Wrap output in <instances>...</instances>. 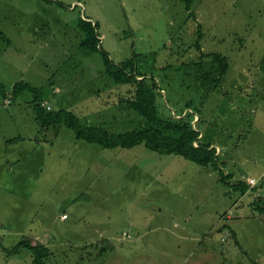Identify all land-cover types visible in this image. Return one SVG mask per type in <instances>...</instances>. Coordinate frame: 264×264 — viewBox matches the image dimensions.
<instances>
[{
    "label": "rangeland",
    "instance_id": "rangeland-1",
    "mask_svg": "<svg viewBox=\"0 0 264 264\" xmlns=\"http://www.w3.org/2000/svg\"><path fill=\"white\" fill-rule=\"evenodd\" d=\"M189 11L195 19L181 0H0V27L11 39V45L0 51V81L6 88L19 80L30 81L52 111L69 110L84 124L125 132L139 127L137 115L118 105L124 90L105 75L103 53L115 65L131 60L137 72L157 82L156 103L162 114L181 113L190 101L197 107L200 99L212 94L206 92L195 65L197 41L204 52L227 56L229 80L242 79L243 68L244 75L253 76L256 70L264 75V0H194ZM82 21L97 23L99 51L80 47ZM203 66L207 69L205 61ZM126 69L131 70L129 66ZM229 85L223 83L222 88ZM239 86L241 89L244 84L239 82ZM247 92L254 93L252 89ZM32 97L25 90L12 103H0V136L13 135L16 143L6 145L12 149L6 151L0 140V172L8 173L6 158L14 165L12 173L0 179V264H33L30 251L18 244L25 238L43 243L46 237L49 249L56 253L53 264H173L166 254L140 238V231H149V224L156 220L142 219L130 226L133 213L127 206H139L138 212L141 206H164L169 208L165 213L176 206L177 215H183L192 214L194 203L209 208L233 206L237 201L232 192L227 198L213 200L207 184L202 194L190 187L193 169L200 167L188 160L171 169L178 176L169 187L158 195L150 192L152 188L142 194L138 185L145 183L148 173L163 172L156 179L164 180L169 172L167 161L183 160L144 145L102 148L76 140L65 125L59 126L52 144L34 145L28 135L42 139L45 131H35L30 125ZM243 107L242 129L247 131L254 108L252 104ZM91 109L94 116L89 114ZM11 110L14 115L8 114ZM263 131L257 129L253 134ZM226 134L223 128L222 135ZM125 151L132 156L130 167ZM95 208L119 215L117 224L93 227ZM63 214L67 220L61 219ZM256 217L240 231L245 252L238 251L232 238L222 242L218 231L202 240L229 250L233 264H264V215ZM98 229L113 238L99 237ZM81 240L82 245L77 243ZM103 244L107 250H101ZM64 248L63 255L60 251Z\"/></svg>",
    "mask_w": 264,
    "mask_h": 264
},
{
    "label": "crops",
    "instance_id": "crops-1",
    "mask_svg": "<svg viewBox=\"0 0 264 264\" xmlns=\"http://www.w3.org/2000/svg\"><path fill=\"white\" fill-rule=\"evenodd\" d=\"M4 18L7 19L8 17L6 16ZM79 28L81 29V26H79ZM0 31L6 38L2 39L0 37V51H4L11 45V39L5 33L6 30H2L0 27ZM83 39L84 33L82 32L81 42ZM80 47L82 48L81 43ZM246 73L247 72L243 68V80L237 78L229 80L228 77L224 76L215 89L206 91L212 94L210 97L207 96L204 101H202V104L198 103L199 106L197 107L200 120L196 121L198 115L194 114V118L191 122L193 127L200 133L198 138H200L203 143L209 144L210 149L213 148L215 150L219 166L218 169H215L212 166L205 167L198 165L200 168L193 169L192 176L194 177L191 178L188 185L192 188H196V192L202 194L204 193L203 186L207 184L210 189L209 193H211L212 190L214 194L213 200L215 201L222 196L227 198L229 192H232L237 199L233 206H210L209 208H205V206H203L205 204L203 203H194V211L192 214L187 212L183 215H177L175 210L176 206H174L173 209L170 208L168 213L164 211L169 208L164 206H141L139 212L137 210L139 206H127L131 214L133 213L134 215H131L128 220L130 226L138 225V220L142 219L156 220L155 223L149 224L151 228L149 231H140V238L143 242L148 244V247H152L166 254L167 258H169L173 264H228L233 259L228 254L229 250L219 249L214 246L211 241L203 242V236L218 231L220 232L221 240L222 229L226 226L230 229V236L228 238L233 239L235 247L240 249L238 251L245 252L242 250L240 231L244 225L248 226L247 221H249V219L255 218L256 215H264V75L258 70H256L253 76L244 75ZM26 82L30 84V81ZM239 82L244 84L241 89L239 88ZM223 83H230V85L222 88ZM224 88H227L225 90L226 92L223 91ZM53 89L55 93L58 92L57 87H53ZM249 89H252L254 93L247 92ZM39 100L49 105L48 101L41 98ZM250 104H252L254 108L251 109V113L254 114V116L248 130L243 131L242 122L245 120L243 106ZM185 109L181 111L182 114L185 113ZM188 110L190 109L186 111ZM13 111L14 110H11L8 114L13 113ZM77 111L82 113L80 110ZM233 111H236V113H233ZM28 113L30 115V125L35 128V131H45V134L42 135V139H39L37 134L28 135L29 139L34 140L33 144L36 146L52 144L59 133V126L61 125L41 126L38 119L41 113L37 114L39 112L34 109L33 102L30 112ZM89 114L94 116L96 113L91 109ZM198 124H200L201 127H198ZM223 128L227 130L226 135H222ZM257 129L263 132H256V134H253ZM235 134L236 140L233 141L235 139ZM251 135H253L252 138ZM5 136L6 135L0 136L1 143L5 145L4 150L12 151V149L8 148L6 145L16 146L15 140H12L14 136ZM49 140H51V142ZM182 159L180 163L173 161L175 159L167 161L166 167H169V172H165L164 180L156 179L161 176L163 172H151L150 176L148 173L145 183L141 182L138 185L141 193L148 194V188H152L150 192L155 191V195H158L161 189L169 187L171 181L175 180L178 176V174L175 176L171 173V169L180 164L183 165L187 163V159L185 160L184 157ZM125 161L129 162L128 167L133 164L132 156H130L129 152L125 154ZM4 163L6 166L8 165V173L5 174L0 172V179L12 173L14 166L13 161L8 158L5 159ZM168 175H170L171 178ZM149 177L152 178V180L147 182L146 180L149 179ZM247 177L254 178L255 184L249 185L245 180ZM0 186H2V183ZM200 186H202L201 189H199ZM110 208V206H105L104 209L110 210ZM104 209H92L94 212L92 220L96 222L93 227H101V229H103L105 226H115L117 224V219H119L120 216L115 213L108 215ZM231 209L234 210L235 216L227 220L224 218V215ZM148 211L150 214L147 213ZM240 216L243 217L241 218ZM131 218H134V220ZM67 219L68 216L63 220ZM101 233L103 234L104 232L99 230V237L108 236L107 238H113L110 234L106 233L102 235ZM124 233L123 237H127V233ZM190 233L192 236H189ZM182 235H186V237ZM49 242L50 240L46 237L42 244L48 247ZM77 243L82 245L84 241L81 240ZM66 251L67 249L64 248L61 249L60 252L64 255ZM155 255L152 258H154ZM55 256L56 253L51 251V255L47 259L46 264H53L52 261L55 260ZM228 258H230V261H228ZM254 262H256V260Z\"/></svg>",
    "mask_w": 264,
    "mask_h": 264
},
{
    "label": "trees",
    "instance_id": "trees-1",
    "mask_svg": "<svg viewBox=\"0 0 264 264\" xmlns=\"http://www.w3.org/2000/svg\"><path fill=\"white\" fill-rule=\"evenodd\" d=\"M185 4L190 17L195 19V15L190 10L194 0H181ZM82 32L84 39L81 46L86 51H99L98 45L97 23L82 21ZM201 26V24H197ZM0 37L6 39L0 31ZM195 49L198 52L197 62L195 65L200 69L198 75L207 91L215 89L222 78L228 73L230 64L227 56L219 52H204L200 42L197 41ZM104 73L110 78V83L114 84L119 90H124L118 105L125 106V109L132 111L137 115L139 127L125 132H113L98 125H87L81 122L80 118L72 111L58 110L52 111L43 106L44 102L40 99V89L32 86L26 81L19 80L10 88H6L0 83V103L8 96H15L21 92L28 90L31 92L33 99V107L39 112V121L41 126H58L65 125L71 129L74 136L78 140L88 143L97 144L102 148H132L137 145H144L145 148L158 154H172L184 157L185 159L196 163L199 166H212L218 169V159L215 150L209 148V144L203 143L199 137V131L192 125L194 114L198 115L199 110L191 101L186 103L185 108L190 109L184 114L167 113L162 114L157 107V96L160 87L157 82L151 78H146L143 74L136 71L131 60L120 65H115L103 53ZM206 62L204 69L203 62ZM130 67L128 72L126 67ZM203 98L199 104H202ZM12 102V101H11ZM192 104V106H191ZM194 111V112H193ZM15 140V139H12ZM11 141V140H8ZM196 142L195 146L193 143ZM20 248H26L30 251L33 264H46L47 259L51 255L50 249L38 241L25 238L19 242ZM108 249L105 244L101 246V250Z\"/></svg>",
    "mask_w": 264,
    "mask_h": 264
},
{
    "label": "built area",
    "instance_id": "built-area-1",
    "mask_svg": "<svg viewBox=\"0 0 264 264\" xmlns=\"http://www.w3.org/2000/svg\"><path fill=\"white\" fill-rule=\"evenodd\" d=\"M11 101H12V96L10 95V96H8L7 98H5V99L3 100V103H4L5 105H8V104L11 103ZM43 106H45L46 109H50V106L47 105L46 103H43ZM193 144L196 145V142H194ZM245 180H246V182H247L249 185H253V184H255V179H254V178L247 177V178H245ZM234 216H235V214H234L233 211H228V212H226V214L224 215V218L228 220V219H232V218H234ZM66 217H67L66 214H63V215L61 216V218H63V219L66 218ZM222 234H223V235H222V237H221V240L224 241V240H226V238H228V237L230 236V229L227 228L226 226H224L223 229H222Z\"/></svg>",
    "mask_w": 264,
    "mask_h": 264
}]
</instances>
